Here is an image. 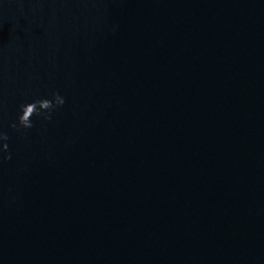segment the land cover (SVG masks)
I'll return each instance as SVG.
<instances>
[{
    "label": "water",
    "instance_id": "1",
    "mask_svg": "<svg viewBox=\"0 0 264 264\" xmlns=\"http://www.w3.org/2000/svg\"><path fill=\"white\" fill-rule=\"evenodd\" d=\"M0 128V264H264V0H0Z\"/></svg>",
    "mask_w": 264,
    "mask_h": 264
},
{
    "label": "clouds",
    "instance_id": "2",
    "mask_svg": "<svg viewBox=\"0 0 264 264\" xmlns=\"http://www.w3.org/2000/svg\"><path fill=\"white\" fill-rule=\"evenodd\" d=\"M65 103V97L58 91H52L50 98L41 97L22 103L19 105L16 120L8 126L21 135H26L27 131L34 127L33 117L40 118L43 121H51L54 113L62 108ZM9 139L8 133L0 128V166L12 159L8 144Z\"/></svg>",
    "mask_w": 264,
    "mask_h": 264
}]
</instances>
